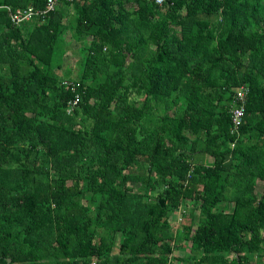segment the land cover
Segmentation results:
<instances>
[{
  "label": "trees",
  "instance_id": "trees-1",
  "mask_svg": "<svg viewBox=\"0 0 264 264\" xmlns=\"http://www.w3.org/2000/svg\"><path fill=\"white\" fill-rule=\"evenodd\" d=\"M47 9L0 0V264H264V0Z\"/></svg>",
  "mask_w": 264,
  "mask_h": 264
},
{
  "label": "built area",
  "instance_id": "built-area-1",
  "mask_svg": "<svg viewBox=\"0 0 264 264\" xmlns=\"http://www.w3.org/2000/svg\"><path fill=\"white\" fill-rule=\"evenodd\" d=\"M58 1L59 0H46V4L48 6L47 10H52ZM150 1L153 2L158 7H164L168 3V0H150ZM45 13H46L45 11H42V12L39 10L34 11V9L30 7V8L24 9L20 12H16L15 14H13L12 21L15 24H19L23 21L29 20L33 16H41ZM64 85L67 88H70L71 91L74 93V100L69 103V108L67 110V113H70L73 109H75V107L78 104L79 98H80V94L78 93L79 83H72L71 81L70 82L67 81L64 83ZM247 93H248V89L244 86L239 87L235 91V94H234V97L231 103V109H230V114H231L230 133L231 135L237 134L239 127L243 123V118L245 115V105L247 101ZM180 214H181V210L178 214L179 223L181 221ZM90 264H97V263L95 261H92ZM165 264H172V261L169 260Z\"/></svg>",
  "mask_w": 264,
  "mask_h": 264
},
{
  "label": "rangeland",
  "instance_id": "rangeland-1",
  "mask_svg": "<svg viewBox=\"0 0 264 264\" xmlns=\"http://www.w3.org/2000/svg\"><path fill=\"white\" fill-rule=\"evenodd\" d=\"M65 38H66V53L63 55V68L69 70L70 75L69 77L71 79H75L76 78V73L78 70V61L80 60V54H79V50H78V44L72 40L70 38L69 33L65 34ZM58 73L60 74L61 71H58ZM206 162L210 163L212 161L211 158L206 157ZM197 160L200 161V156L197 157ZM82 203L85 204V201H82ZM190 206L187 204L184 210V217L185 219V224H196L197 223V216H198V212L193 211L192 214L191 210H190ZM191 215V216H190ZM178 216H173L171 218V222L170 225L172 226V231L174 232L175 229H181V224L178 222ZM187 245L186 241H182L181 243H179V245L176 247V250L173 254L174 258H183L186 257L187 255V250L185 249V246ZM172 264H183L177 260H172ZM191 264V263H189Z\"/></svg>",
  "mask_w": 264,
  "mask_h": 264
},
{
  "label": "crops",
  "instance_id": "crops-1",
  "mask_svg": "<svg viewBox=\"0 0 264 264\" xmlns=\"http://www.w3.org/2000/svg\"><path fill=\"white\" fill-rule=\"evenodd\" d=\"M260 186H257V191H259Z\"/></svg>",
  "mask_w": 264,
  "mask_h": 264
},
{
  "label": "water",
  "instance_id": "water-1",
  "mask_svg": "<svg viewBox=\"0 0 264 264\" xmlns=\"http://www.w3.org/2000/svg\"><path fill=\"white\" fill-rule=\"evenodd\" d=\"M10 262V259H7V264Z\"/></svg>",
  "mask_w": 264,
  "mask_h": 264
}]
</instances>
